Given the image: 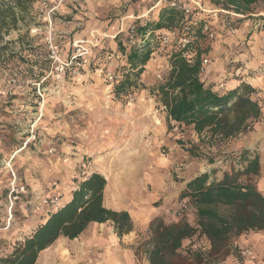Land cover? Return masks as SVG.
<instances>
[{"label": "rangeland", "instance_id": "obj_1", "mask_svg": "<svg viewBox=\"0 0 264 264\" xmlns=\"http://www.w3.org/2000/svg\"><path fill=\"white\" fill-rule=\"evenodd\" d=\"M43 1L38 0L30 6L17 28L0 31V103H3L0 110L11 115L8 117L10 122L0 121V125H4L0 126V147H8L7 154L0 152V185L6 187L3 188L5 194L0 195V222H4L5 227L11 228L26 218L24 210L35 205L30 203L33 198L39 202L58 185L73 189L84 177L81 175L83 161L91 164L88 172L101 170L111 175L114 189L118 183L122 185L125 194L121 196L120 205H131V198L139 203L149 200L150 205L173 220L180 207V189L189 179L210 172L214 167L221 170L217 174L220 176L229 168L227 161L226 165L223 163L226 154H239L245 148L264 153V124H256L252 131L212 147L201 145L190 127H180L174 122L171 128L168 127L165 108L156 104L148 89H143V86L151 87L168 69L167 49L163 43L151 54L145 71L137 79V86L124 101L114 96L105 76L107 71L121 67V57L112 55L103 61L98 57L94 63L92 56L97 50L93 49L83 68L61 70L62 63L76 51L77 41L91 39L93 31L97 30L103 35H113L110 38L100 36V43L104 39L109 44L116 31L121 29L124 14L144 15L141 21L145 23L143 19L151 15L149 12L158 10L165 1L120 0L121 4L111 3L109 15L101 12L105 0H47L50 4L47 9L43 7ZM8 2L13 4L12 0ZM182 2L191 9L196 7L191 0ZM204 2L201 4L207 11L200 12L197 8L194 15L202 17L205 13L207 19L211 9L208 0ZM69 7L72 12H67ZM262 7L261 2L254 5L251 18L241 20L248 26L243 25L240 29L242 26L238 25L239 31L235 34L225 33L230 38L223 42L232 51L229 55L244 59L231 61L230 65L245 68L249 64L251 66L247 67L254 73L264 69V37L258 26V22L261 23L259 16H264ZM75 12L81 18H73ZM130 19L124 21V32L121 31L118 38H124L134 18ZM92 20L104 26L91 27L93 30L84 35ZM108 20L111 21L107 24ZM218 21L215 19L213 25L222 28ZM113 23L117 27L111 31L110 24ZM249 27H253V31L247 32ZM219 34L224 35L223 32ZM241 39L243 46L238 49L236 46L240 45L236 41ZM207 40L210 39H203L202 44L206 45ZM51 45L56 50L53 58ZM153 100L155 104H152ZM193 144L200 145L196 155L189 150ZM18 149V152L23 151L16 154ZM211 157L217 159L214 164H209ZM12 170L19 181L26 184L27 193L15 205L9 225L5 204ZM63 193L61 188L56 192ZM22 237L7 239L9 243L6 244L20 242Z\"/></svg>", "mask_w": 264, "mask_h": 264}, {"label": "trees", "instance_id": "obj_2", "mask_svg": "<svg viewBox=\"0 0 264 264\" xmlns=\"http://www.w3.org/2000/svg\"><path fill=\"white\" fill-rule=\"evenodd\" d=\"M36 1L12 0L13 4H10L6 3L7 0H0V31L9 32L17 28L23 14ZM177 1V7L171 6L170 0L156 11L151 10V6V15L143 19L145 23L141 18L133 19L129 25L136 26L134 43L127 40L129 25L124 38H118L119 34L114 37L116 49L103 39L95 48L96 55H91L92 62L95 63L98 57L99 61L111 55L121 57V67L111 70L115 74L114 81L110 82L105 76L114 96L124 101L137 86V79L145 71L151 54L163 43L165 32L161 30L176 29V37L168 44L163 43L167 49L168 69L151 87L143 86V89H148L156 104L165 108L169 128L173 126L172 122L180 127H190L201 145L212 147L226 143L252 131L262 118L263 110L259 100L253 97L257 88L252 84L242 81L226 90L207 83L203 78L207 68L203 60L210 52V46L202 44L208 37L205 26L209 25L215 32L213 40L223 37L219 33L225 34L234 28L238 30L242 19L251 18L254 5L261 2L264 11V0H208L210 9L231 12L219 13L218 22L222 28L213 25L212 15L207 19L205 13L196 17V9L186 13L183 10L186 4L182 5V0ZM259 19L261 23L258 22V26H261L264 36V16H259ZM97 66H100L98 62ZM73 67L66 68L65 72ZM189 150L196 155L200 145L193 144ZM216 160L211 157L208 161L214 164ZM226 161L229 168L220 176L217 174L221 170L214 167L210 172L199 173L186 182L178 195L177 219L170 222L160 216L153 218L148 229L140 235L137 254L145 256L149 264H224L231 256L244 260L242 247L236 239L264 231V194L256 182L261 170L260 155L245 148L239 154L224 155L225 165ZM106 186L105 175L89 172L71 190L70 199L61 200L56 207L46 211L45 221L23 235L20 242L8 245L1 242L0 264H36L40 252L60 236L77 238L91 223L112 222L118 236L131 232V214L127 210L105 206ZM189 215L195 217V223L188 220Z\"/></svg>", "mask_w": 264, "mask_h": 264}, {"label": "crops", "instance_id": "obj_3", "mask_svg": "<svg viewBox=\"0 0 264 264\" xmlns=\"http://www.w3.org/2000/svg\"><path fill=\"white\" fill-rule=\"evenodd\" d=\"M120 3V0H108L104 1L102 4L101 12L102 13H109L112 9L111 3ZM95 3L93 2L92 6L94 7ZM196 9V7H193ZM72 8H68L67 12H72ZM119 11V10H116ZM121 13V12H120ZM264 13V12H262ZM74 15L73 18H81V15L78 13H72ZM104 15V14H103ZM109 15V14H108ZM105 16V15H104ZM134 15H127L124 14L121 17V29L116 31V34H121L122 30H124V21L131 20L130 18H134ZM137 17H144V15L137 16ZM94 18V17H93ZM215 20V19H214ZM214 20L212 23H214ZM111 20H108L107 24ZM132 22V21H131ZM130 22V23H131ZM87 28L85 29V34H88V31L93 30L91 27H101L100 23H96L95 21L88 22ZM129 23V24H130ZM240 29L244 26H248L243 22L238 23ZM117 24H110L111 31L116 29ZM109 27V26H108ZM123 28V29H122ZM246 28V27H244ZM247 32L253 31V27H249ZM95 29V28H94ZM122 31V32H121ZM239 29L237 30V32ZM263 34L262 31L259 32ZM115 34V35H116ZM106 37H113L111 34H105ZM223 37H217L216 40H207L206 47L210 46V52L208 54V58L210 63L207 65L206 70L203 72V78L207 81V83H214L216 85L223 84L224 89H232L238 86L242 81L248 82L252 84L254 87L257 88V92L253 94L254 98L261 99L264 96V72L263 70H259L258 73H254L250 68L246 65L238 66L230 65L231 61L237 60H244L243 57L237 56L235 59L232 55L231 50L227 48L226 45H223V42H228L227 35H222ZM243 36V35H241ZM260 36V35H259ZM263 36V35H261ZM244 37V36H243ZM254 37V33L252 34L251 38ZM264 37V36H263ZM110 38V37H109ZM241 40H237L236 44L240 45V47L236 46V48H242L243 43ZM262 43V41H261ZM110 44L112 48H117L116 40H111ZM264 45L262 44V47ZM123 61L121 60V63ZM118 64V60H117ZM253 67V66H252ZM155 101L153 100V103ZM7 107V106H6ZM147 108L150 105H146ZM0 108H3V103H0ZM8 108V107H7ZM263 116L262 118L256 122V124H264V107H262ZM3 114L2 118L0 117V121L6 123L8 121V117L10 118L11 115H7L3 110H0V115ZM255 124V125H256ZM1 127L4 125H0ZM6 126V125H5ZM194 132V131H193ZM195 133V132H194ZM197 136V135H196ZM198 137V136H197ZM264 146V144H263ZM8 147H0V152L3 154H7ZM22 147L21 149H23ZM20 149L17 150L16 154L22 152H18ZM260 175L257 178V186L259 190L264 194V153H260ZM98 162V161H96ZM92 172H100L105 175L107 179V186L105 189V197H104V204L108 208L114 210H127L133 219V230L123 236H118L115 232L114 224L112 222L106 223H91L88 227L81 233V235L74 239H69L64 236H60L51 246L46 248L45 250L41 251L36 264H149L148 260L142 254H137V245L140 239V235L144 233L151 222V220L157 216L162 217L166 221H173L169 220L167 216L161 211L160 209L152 206L149 204V200L144 201V203H139V201L134 200L131 198L132 201L131 205H120V199L125 194V189L122 188V185L118 183L117 188H113L112 180L113 177L104 173L101 170H92ZM10 181V178H9ZM2 182V180H0ZM7 186V185H6ZM184 187V186H183ZM180 189V192L182 188ZM5 186L0 185V195H4L5 192L3 191ZM61 188V191L64 192L62 195L61 200L67 201L71 197V190L72 187L66 189L62 185H58L56 189L52 192L48 193V195L55 194L58 189ZM113 192V195L111 193ZM132 194L133 192L130 191ZM39 194V193H38ZM41 197L40 195H36ZM36 197V198H38ZM33 198L30 203L35 204L32 207H27L25 209V216L20 223H16L11 228L5 227L4 222H0V225L5 227V229L0 232V239L3 243H9V240H16L21 238L23 235L30 233V231L36 227L41 222H44L47 218L45 214V209L42 207L37 206V201ZM46 216V217H44ZM171 219V218H170ZM188 220L193 224L195 223V217L193 215H189ZM3 221V219H2ZM7 239H9L7 241ZM236 242L242 247L252 246L255 251V256L252 260H243L239 261L234 256L229 257L225 263L227 264H264V231L260 232H253L248 235H241L236 239Z\"/></svg>", "mask_w": 264, "mask_h": 264}, {"label": "built area", "instance_id": "obj_4", "mask_svg": "<svg viewBox=\"0 0 264 264\" xmlns=\"http://www.w3.org/2000/svg\"><path fill=\"white\" fill-rule=\"evenodd\" d=\"M166 1V0H161ZM170 4L173 7H177L179 2L177 0H170ZM195 5L196 9H200L203 11H207L205 7L201 4V2L197 0H191ZM43 7L48 8L50 6L49 2L47 0L43 1ZM195 9V8H194ZM183 10L186 13L191 12V8L188 5L183 6ZM52 11V10H51ZM209 13L213 16V18L218 19L219 13L229 14L230 11L224 10V9H211L209 10ZM140 17H134V19H139ZM205 31L208 32V38L210 40H213L215 38V32L212 30V28L209 25L205 26ZM237 32V29H230L229 33L235 34ZM178 31L176 29H169L166 30L165 36L163 37V43L168 44L173 38L176 37ZM103 34H100L97 30L93 31L92 38L87 40H80L75 43L76 51L71 55V57L68 59V61H65L61 65V70H64L71 65L74 66V68L79 69L83 68L85 65V59L89 55V57L92 55V50L98 47L100 44V36ZM117 35V34H116ZM115 35V36H116ZM135 35H136V26L134 24L129 25V28L127 30V40L129 43L135 42ZM105 36V35H103ZM114 36V37H115ZM51 48V58L56 56V50L54 49L53 45L50 46ZM112 56V55H111ZM110 56V57H111ZM210 63V60L208 57H206L203 60L204 67H207V65ZM206 70V69H205ZM204 70V71H205ZM264 72V69H263ZM107 79L112 82L115 79V74L113 71H107L106 73ZM160 77V76H159ZM13 82L16 81V79H11ZM220 88H224L223 84L219 85ZM259 103L261 107L264 106V96L259 100ZM28 142H25V145H27ZM50 152H53V149L50 150ZM91 164L89 161H83L81 163V175L86 176L89 172L88 169L90 168ZM12 177L8 183V192H7V203L5 204V212L7 215V223L10 225V220L13 218V210L15 208V205L20 201L21 197L27 193V187L26 184L23 182H20L16 173L12 170ZM62 196L60 194H52L45 196L40 199L37 206L42 207L45 209V211H48L49 209H52L56 207L61 202ZM8 226V225H7ZM7 228V227H6ZM5 229V227H0V231ZM0 245H1V239H0ZM241 255L244 258V260H252L255 256L254 248L251 246H246L242 248Z\"/></svg>", "mask_w": 264, "mask_h": 264}]
</instances>
